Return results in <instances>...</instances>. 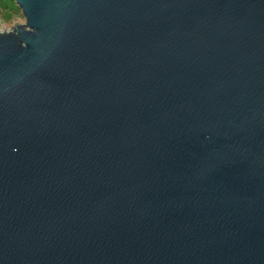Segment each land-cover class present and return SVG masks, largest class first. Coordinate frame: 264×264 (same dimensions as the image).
<instances>
[{
  "label": "water",
  "instance_id": "95a60500",
  "mask_svg": "<svg viewBox=\"0 0 264 264\" xmlns=\"http://www.w3.org/2000/svg\"><path fill=\"white\" fill-rule=\"evenodd\" d=\"M14 1L0 264H264V0Z\"/></svg>",
  "mask_w": 264,
  "mask_h": 264
},
{
  "label": "rangeland",
  "instance_id": "374dc122",
  "mask_svg": "<svg viewBox=\"0 0 264 264\" xmlns=\"http://www.w3.org/2000/svg\"><path fill=\"white\" fill-rule=\"evenodd\" d=\"M24 17L14 0H0V31L10 29Z\"/></svg>",
  "mask_w": 264,
  "mask_h": 264
}]
</instances>
